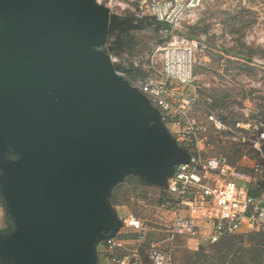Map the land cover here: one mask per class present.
I'll use <instances>...</instances> for the list:
<instances>
[{
    "label": "water",
    "instance_id": "95a60500",
    "mask_svg": "<svg viewBox=\"0 0 264 264\" xmlns=\"http://www.w3.org/2000/svg\"><path fill=\"white\" fill-rule=\"evenodd\" d=\"M96 0H0V264H98L125 177L165 188L189 160L118 74Z\"/></svg>",
    "mask_w": 264,
    "mask_h": 264
},
{
    "label": "built area",
    "instance_id": "2783aa9c",
    "mask_svg": "<svg viewBox=\"0 0 264 264\" xmlns=\"http://www.w3.org/2000/svg\"><path fill=\"white\" fill-rule=\"evenodd\" d=\"M96 2L106 6L110 16L130 14L135 20H154L170 34V39L157 48L160 68L155 69L152 56L143 75L127 77L123 59L110 54L114 66H119L117 73L145 94L172 138L189 153V160L175 165L162 188L158 219L166 226V239L172 245L176 235H186L190 240L213 244L226 236L264 230V123L259 121L251 127L249 122L236 123V128L245 130L239 132L241 139L252 143L263 157L239 167L223 154L208 152L213 147V134L231 131L233 139L239 134L215 112H205L203 118L194 112L197 42L178 32L203 0ZM138 63L133 61L134 69ZM114 208L122 226L115 236L98 244V252L108 264H174L170 247L146 241V228L139 217L131 212L120 215L118 207ZM123 229L135 236L120 237Z\"/></svg>",
    "mask_w": 264,
    "mask_h": 264
},
{
    "label": "rangeland",
    "instance_id": "374dc122",
    "mask_svg": "<svg viewBox=\"0 0 264 264\" xmlns=\"http://www.w3.org/2000/svg\"><path fill=\"white\" fill-rule=\"evenodd\" d=\"M125 16L132 17V27L109 34L102 48L123 59L129 78L145 74L152 56L155 69H159L157 48L170 39L165 26ZM178 33L197 42L195 115L203 118L205 112H215L239 134L236 139L231 131L213 134V147L208 152L223 154L239 167L262 159L252 143L241 139L239 132L245 130L236 128V123L249 122L250 127L259 121L264 123V0H203ZM135 60H139L136 69ZM141 181L133 175L125 177L113 188L110 202L118 207V214L131 212L143 221L147 242L170 247L174 264H264V231L238 233L216 244L176 235L171 245L166 239V226L158 219L162 193L158 186ZM9 227L0 200V231ZM119 236L131 237L132 233L123 229ZM99 259V264L107 262Z\"/></svg>",
    "mask_w": 264,
    "mask_h": 264
},
{
    "label": "trees",
    "instance_id": "16d2710c",
    "mask_svg": "<svg viewBox=\"0 0 264 264\" xmlns=\"http://www.w3.org/2000/svg\"><path fill=\"white\" fill-rule=\"evenodd\" d=\"M131 22H132V17L111 15L110 19H109L108 35L112 34L114 31L126 32L129 28L132 27ZM118 67L119 66L115 65V68H118ZM141 182L146 183L144 181H141ZM159 189H160V191L162 193V197H161V200H160L162 202L163 201V197H164L163 196L164 193H163V189L161 187H159ZM261 231H264V230H261ZM134 236H135V234H132L131 237H134ZM230 236H232V235H230ZM125 237H129V236H125ZM226 237H228V236H226ZM223 238H225V237H223ZM223 238H221L216 243H219ZM216 243H213V244H216ZM146 247H147V245L145 244L143 249H142L143 256L145 255Z\"/></svg>",
    "mask_w": 264,
    "mask_h": 264
},
{
    "label": "crops",
    "instance_id": "0c3cea01",
    "mask_svg": "<svg viewBox=\"0 0 264 264\" xmlns=\"http://www.w3.org/2000/svg\"><path fill=\"white\" fill-rule=\"evenodd\" d=\"M97 257H98V264L101 262V260L99 259L100 257L104 259V261H106V258L104 257V255L100 252H98V249H97ZM107 262H105L106 264Z\"/></svg>",
    "mask_w": 264,
    "mask_h": 264
}]
</instances>
